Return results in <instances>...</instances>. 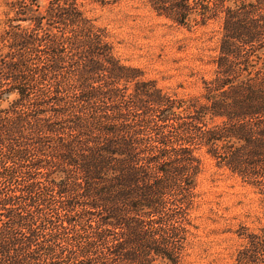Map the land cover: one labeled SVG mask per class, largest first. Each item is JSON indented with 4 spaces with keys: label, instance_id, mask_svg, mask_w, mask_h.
<instances>
[{
    "label": "trees",
    "instance_id": "16d2710c",
    "mask_svg": "<svg viewBox=\"0 0 264 264\" xmlns=\"http://www.w3.org/2000/svg\"><path fill=\"white\" fill-rule=\"evenodd\" d=\"M83 1L136 0L6 4L0 264H184L202 154L264 206V0H140L189 30L219 24L187 98L124 64ZM234 264H264V228Z\"/></svg>",
    "mask_w": 264,
    "mask_h": 264
},
{
    "label": "rangeland",
    "instance_id": "374dc122",
    "mask_svg": "<svg viewBox=\"0 0 264 264\" xmlns=\"http://www.w3.org/2000/svg\"><path fill=\"white\" fill-rule=\"evenodd\" d=\"M0 0V33L9 26L6 4ZM79 6L104 28L115 55L126 65L140 68L145 80L179 98L197 94L202 79L211 77L220 38L219 24L187 29L158 17L140 0L102 7L91 1ZM197 180L184 264H234L248 232L264 228V206L257 191L205 155ZM246 229L248 231H246Z\"/></svg>",
    "mask_w": 264,
    "mask_h": 264
}]
</instances>
